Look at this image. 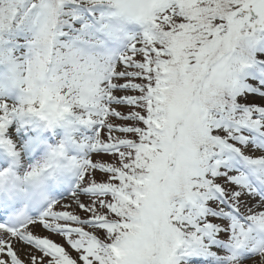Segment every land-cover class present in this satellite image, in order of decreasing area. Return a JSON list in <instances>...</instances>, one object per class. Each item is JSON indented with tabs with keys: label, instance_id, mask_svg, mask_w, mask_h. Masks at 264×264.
Wrapping results in <instances>:
<instances>
[{
	"label": "snow or ice",
	"instance_id": "snow-or-ice-1",
	"mask_svg": "<svg viewBox=\"0 0 264 264\" xmlns=\"http://www.w3.org/2000/svg\"><path fill=\"white\" fill-rule=\"evenodd\" d=\"M0 264H264V0H0Z\"/></svg>",
	"mask_w": 264,
	"mask_h": 264
}]
</instances>
